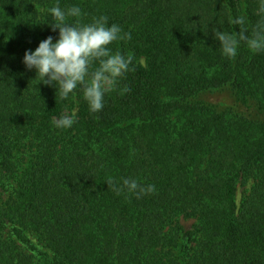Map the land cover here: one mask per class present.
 Masks as SVG:
<instances>
[{"label":"trees","instance_id":"16d2710c","mask_svg":"<svg viewBox=\"0 0 264 264\" xmlns=\"http://www.w3.org/2000/svg\"><path fill=\"white\" fill-rule=\"evenodd\" d=\"M57 4L81 8L70 23L106 15L131 34L111 45L134 61L98 113L82 90L60 100L22 64L57 37L45 11ZM255 8L0 0V264H264V52L242 42L225 58L212 31L250 34ZM73 109L74 125L55 128ZM125 178L155 191L107 183Z\"/></svg>","mask_w":264,"mask_h":264},{"label":"clouds","instance_id":"9594fccd","mask_svg":"<svg viewBox=\"0 0 264 264\" xmlns=\"http://www.w3.org/2000/svg\"><path fill=\"white\" fill-rule=\"evenodd\" d=\"M45 11L51 30L58 35L55 40L48 36L35 50H26L22 64L27 71L34 70L36 84L53 86L60 100L68 99L80 89L89 112H100L104 108L106 93L115 90L134 61L132 54L113 51L111 45L130 40L131 34L115 23L109 25L106 15L94 17L88 23L79 19L70 23L69 18L84 15L77 5L65 10L57 4ZM255 14L258 19L250 34L244 15L230 18L232 25L245 26L238 32L213 28V38L219 42L222 56L235 58L242 42L252 53L264 52V0H256ZM76 119L77 112L73 109L55 118L53 125L57 129H68ZM107 183L117 194L139 196L155 191V185L142 186L136 179H109Z\"/></svg>","mask_w":264,"mask_h":264},{"label":"rangeland","instance_id":"374dc122","mask_svg":"<svg viewBox=\"0 0 264 264\" xmlns=\"http://www.w3.org/2000/svg\"><path fill=\"white\" fill-rule=\"evenodd\" d=\"M242 193V189L240 188L239 191H238V196H240ZM180 223L181 225L185 228V229H188L191 224H192V221L191 220H184V219H181L180 220Z\"/></svg>","mask_w":264,"mask_h":264}]
</instances>
